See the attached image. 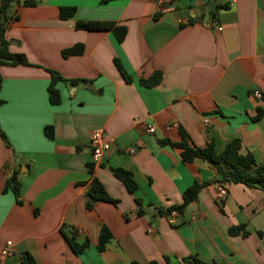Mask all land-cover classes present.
<instances>
[{
    "label": "crops",
    "instance_id": "0c3cea01",
    "mask_svg": "<svg viewBox=\"0 0 264 264\" xmlns=\"http://www.w3.org/2000/svg\"><path fill=\"white\" fill-rule=\"evenodd\" d=\"M34 1L15 7L5 32L8 52L30 66H0V132L8 143L0 140V251L12 244L0 264H21L24 254L33 264H181L189 257L264 264L256 234L264 235V191L220 183L204 161L182 163L178 149L161 144L178 143L179 128L192 146L211 144L216 154L237 139L241 155L264 164V113L252 120L263 104L251 95L264 93V0ZM63 7L74 8L71 18H58ZM78 22L113 23L125 35L117 43L110 30H78ZM76 44L82 53L63 59L61 50ZM45 70L86 83L56 82L52 106ZM154 72L158 85L139 84ZM93 130L109 141L98 163L88 146ZM130 147L137 151L128 154ZM114 168L130 174L133 192L112 176ZM14 172L18 198L3 191ZM91 178L115 204L85 208ZM192 183L203 185L196 201L170 223L160 212L179 205ZM216 184L226 188L219 203ZM239 225L247 236L227 234ZM101 227L110 239L97 251ZM70 238L87 245L74 253Z\"/></svg>",
    "mask_w": 264,
    "mask_h": 264
},
{
    "label": "trees",
    "instance_id": "16d2710c",
    "mask_svg": "<svg viewBox=\"0 0 264 264\" xmlns=\"http://www.w3.org/2000/svg\"><path fill=\"white\" fill-rule=\"evenodd\" d=\"M113 1V0H106ZM22 7H33L36 5L34 0H0V66H8V67H16V66H30L26 61V58L22 54H12L8 52V41L5 38V32L7 28V24L11 19L14 18L13 13L16 6ZM227 5L223 6L226 8ZM217 8H214L216 11ZM74 14V8L72 7H63L58 10V18L60 20H65L71 18ZM215 12L212 14L214 15ZM190 23L192 20L189 21ZM75 29L84 30V31H93V30H110L114 39L117 43H120L125 35V29L123 27H116L113 23L108 22H78L75 24ZM82 53V45L76 44L69 48L63 49L60 52V55L63 59L68 58L70 56L80 55ZM116 69L122 78L129 82V77L125 74L121 66L114 60L113 61ZM49 76L50 81L46 88L47 100L48 103L52 106L58 105L59 96L57 90L54 88L56 82H62L69 84L70 86H75L79 83H86L82 80H65L62 79L57 73L45 70ZM161 74L160 72L152 73L147 79H140L139 84L146 88H151L160 83ZM1 82V79H0ZM260 100L263 104L262 108H256L255 116L252 119L253 121H257L261 118L264 113V93L261 94ZM1 103V101H0ZM43 135L46 139H52V128L44 127ZM179 142L176 144H172L168 141L161 142L162 145H166L172 148H176L180 151V159L182 163H189L195 159L204 161L209 166H211L217 176L219 177L220 183L227 184H241L247 188H255L261 191H264V164L256 165L252 156L247 153L245 155H241L239 153L240 143L237 139L230 141L221 153L216 154L213 151L212 145L208 144L205 148L199 149L191 145L186 134L179 128ZM0 140L4 144V146L8 147V143L4 137V135L0 132ZM110 173L114 178H116L128 192H133L136 188L134 182L131 179V176L128 172L122 169H109ZM87 173L91 175L92 167L91 165H87ZM14 172L6 181L4 185L3 191L9 190L12 192L15 198L19 196V185L15 181ZM202 184L192 183L189 187L184 189L181 193V203L176 206H171L163 212H160L161 215H166L171 211H175L178 214L182 213L183 210L190 203L196 201L197 194L199 190L202 188ZM86 202L85 208L87 210H91L93 205L97 202H106L110 204H115L116 201L111 199L106 192L104 191L102 185L94 178H91L89 184L86 188L85 192ZM245 227L243 225L231 227L227 230V234L229 236H241L245 237L248 235V232L245 231ZM258 237L262 239L264 242V235L261 233H256ZM110 239V233L105 227H101L98 235V243L96 246L97 251H101L104 248V245ZM68 245L74 253H79L86 245L87 242H84L82 245H76L72 238L66 239ZM181 264H216L214 262H203L195 257H189L185 259H181ZM21 264H33L31 258L24 254L21 257ZM136 264V263H131ZM149 264H156L151 262Z\"/></svg>",
    "mask_w": 264,
    "mask_h": 264
},
{
    "label": "built area",
    "instance_id": "2783aa9c",
    "mask_svg": "<svg viewBox=\"0 0 264 264\" xmlns=\"http://www.w3.org/2000/svg\"><path fill=\"white\" fill-rule=\"evenodd\" d=\"M210 27L214 29L215 31H221V27L217 26L215 23L211 22ZM252 97L255 99L260 100L261 93H259L257 90L252 91ZM145 132L147 134H152L153 129L147 128L145 129ZM88 146L90 148L91 152V158L93 163H98L102 155L108 150L109 148V141L105 138L103 131L101 130H93L89 137H88ZM128 154H134L137 150L134 148H127L125 150ZM226 194V188L223 184H216L214 185V198L216 202L222 201V199L225 197ZM166 218L170 223L173 222L174 218L178 216V213L175 211H171L167 213ZM12 244L10 242H6L4 248L0 251L1 257H7L12 254Z\"/></svg>",
    "mask_w": 264,
    "mask_h": 264
},
{
    "label": "water",
    "instance_id": "95a60500",
    "mask_svg": "<svg viewBox=\"0 0 264 264\" xmlns=\"http://www.w3.org/2000/svg\"><path fill=\"white\" fill-rule=\"evenodd\" d=\"M18 163H19V165L24 166V165H23V159H19V160H18Z\"/></svg>",
    "mask_w": 264,
    "mask_h": 264
}]
</instances>
